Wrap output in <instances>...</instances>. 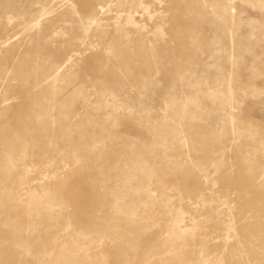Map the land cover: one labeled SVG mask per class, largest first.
<instances>
[{"label": "rangeland", "instance_id": "1", "mask_svg": "<svg viewBox=\"0 0 264 264\" xmlns=\"http://www.w3.org/2000/svg\"><path fill=\"white\" fill-rule=\"evenodd\" d=\"M0 264H264V0H0Z\"/></svg>", "mask_w": 264, "mask_h": 264}]
</instances>
